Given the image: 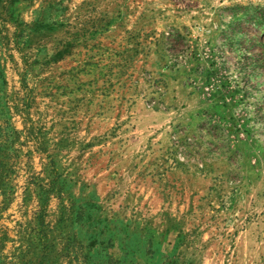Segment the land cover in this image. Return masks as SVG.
Returning <instances> with one entry per match:
<instances>
[{"label": "rangeland", "instance_id": "obj_1", "mask_svg": "<svg viewBox=\"0 0 264 264\" xmlns=\"http://www.w3.org/2000/svg\"><path fill=\"white\" fill-rule=\"evenodd\" d=\"M0 264H264V0H0Z\"/></svg>", "mask_w": 264, "mask_h": 264}]
</instances>
